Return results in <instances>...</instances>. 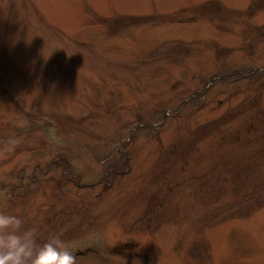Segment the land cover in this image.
Here are the masks:
<instances>
[{"label": "rangeland", "instance_id": "obj_1", "mask_svg": "<svg viewBox=\"0 0 264 264\" xmlns=\"http://www.w3.org/2000/svg\"><path fill=\"white\" fill-rule=\"evenodd\" d=\"M0 211L76 264H264V0H0Z\"/></svg>", "mask_w": 264, "mask_h": 264}, {"label": "clouds", "instance_id": "obj_2", "mask_svg": "<svg viewBox=\"0 0 264 264\" xmlns=\"http://www.w3.org/2000/svg\"><path fill=\"white\" fill-rule=\"evenodd\" d=\"M35 228L0 211V264H76V257L57 234L39 244Z\"/></svg>", "mask_w": 264, "mask_h": 264}]
</instances>
